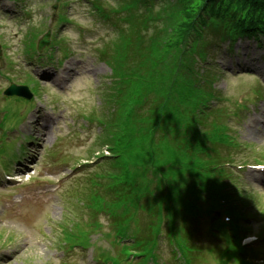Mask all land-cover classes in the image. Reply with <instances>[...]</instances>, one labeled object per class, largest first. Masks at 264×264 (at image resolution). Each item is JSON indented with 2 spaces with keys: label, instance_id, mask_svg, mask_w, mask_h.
Segmentation results:
<instances>
[{
  "label": "rangeland",
  "instance_id": "rangeland-1",
  "mask_svg": "<svg viewBox=\"0 0 264 264\" xmlns=\"http://www.w3.org/2000/svg\"><path fill=\"white\" fill-rule=\"evenodd\" d=\"M24 3L25 6L15 3L13 0H0V42L4 46V50L0 54V92L6 89L12 80L15 83L28 80V82L39 84L40 89L36 91L39 101L31 104V112L24 117L25 122L18 126L14 121H9L8 125L12 126V131H15L14 128L20 129L19 134L15 131L17 136L15 144L13 143L11 146V152L13 149L17 151L23 143L33 147L32 141L37 138L39 144L42 145L34 146L32 151L29 150V153L21 160L19 170L13 169L12 174L25 171L23 175L19 176V182L14 183L10 188L0 186V245L4 241L7 243L0 247L2 249L0 255H8L5 261L0 256V264H97V262L95 263L97 251L94 247L87 249L77 246L72 251L63 253L61 243L65 238L63 228L67 225L66 220L77 209L76 204L71 202V192L79 187L89 173L99 169L92 164L97 159L98 152L103 150L101 144L104 142L101 141L100 145L93 142L96 129L86 128L85 130L81 114L85 112L91 116L92 113L104 120L109 118V122H112V128H109L110 133L121 135L126 132L124 139L117 145L124 144L128 138V132L131 131L129 126H125L123 119L117 121L108 117V102L114 95L111 86L114 79L110 66L99 61L94 51V47L98 43H101L104 38L112 36L113 33L102 19L92 14L93 7L88 4V0H64L66 4L64 9L73 22L62 26L60 31L63 32V37L66 38L69 48L76 51L75 54L67 58L62 65L57 62L62 58V54L59 52L54 54L55 56L51 55V59L48 57L49 53L44 50L34 57L36 60L41 59V56L43 59H50L49 68L46 71L52 74V79L61 75L66 65H73L75 72L66 74L68 81L62 85V80H60V86H55L52 80L41 81L35 76L33 71H38V69L31 70V63L36 64V61L31 62L26 50L30 41L29 32L34 31L35 35L40 34L42 31H39L44 28L48 29L47 25L49 26L50 23H57L59 4L55 0H24ZM56 3L57 10L54 16L52 8ZM121 3V0L106 1V5L115 4V7L119 9ZM123 3L128 4V2ZM144 10L145 8H142V11ZM147 13H154L160 17L156 21L158 38L167 40L160 48L153 44L155 52L152 57H157L168 51L169 57L176 62V58L167 49L168 43L173 42V32H168V27L163 25L162 20L171 22L172 30L177 29L176 18L180 17L182 13L170 17L168 12L162 10L158 2H154L152 7L147 6ZM129 30L128 27L127 31L129 32ZM168 33L172 38L168 39ZM149 35L150 33H146L144 38L146 44L151 43ZM251 41L250 50L242 40L235 46L233 55L224 51L219 56L218 61L227 72L224 73V77L218 82V85L224 93L226 92L227 96L238 98L242 94V97L248 96L250 99L254 96V94L250 95V92L256 91L258 82L259 87H264V39L262 46H258L254 40ZM121 43L113 44L111 47L112 56L115 55L114 64L117 67L115 72L128 68L130 74H138V63L128 59L126 50H122ZM157 48L161 50V53L156 52ZM57 63L59 68H56ZM247 68H251L254 72L253 76L249 75L250 73H243ZM145 72L146 68H143V75ZM129 77L131 84L136 76ZM170 77L171 75L167 76V78ZM148 79H139V81L147 85ZM136 81L138 80L136 79ZM28 82V86L32 87V84ZM172 82L169 80L165 84L168 87L171 84L175 86ZM63 88L67 90L65 91ZM160 88H163L162 85ZM6 100L14 103L13 108L4 106L6 105L4 100L0 103L6 109L9 120L16 116L20 118L21 122L22 118L19 115L23 112L19 104L21 99L11 97ZM223 104L228 105V102L223 101ZM38 109H41L42 114L46 115L48 119L43 121L41 117V128L35 131V124L32 122L39 114ZM261 109H264V100L258 101L247 112L248 116L245 118V122L253 127H246V130L243 131L244 127H240L239 137L242 141L248 140L261 145L259 151H263V153L260 156L264 157V139L255 130V128H259L264 131V112H261ZM225 116V111L220 113V119ZM1 121L2 115L0 116V144L5 142V146L10 148L11 142L7 140L6 133L2 129L8 125H3ZM217 123L218 121L212 122V127ZM220 124L224 125L225 123L221 121ZM241 132L246 139L241 137ZM46 133H48L47 136ZM99 133L97 132V134ZM44 137L45 140H43ZM93 150L95 155H93ZM213 151L215 159H221L224 156V153L219 149H213ZM125 157L127 158V155ZM88 160L91 162L88 163ZM262 160L264 161V159ZM81 163L92 165V167L84 166L82 168ZM1 179L3 180V177ZM236 184L239 186L238 191L242 193L233 198L235 202L240 203L239 201L244 195L245 202L257 213L254 214L256 218H254L253 224L251 223L254 225L251 234L253 236L247 238L254 240L264 225V218H261L259 214L264 211V193L261 192L264 190L258 185L250 170L242 171ZM93 197L94 193L90 189L86 198L91 200ZM5 200L10 205L5 203ZM75 200L79 201L80 199L76 197ZM83 201L86 199L82 198L80 203ZM99 222L103 225V232L111 230L112 226L106 215L99 214ZM245 223L247 222L242 220V224ZM97 237V235L93 236V241H97ZM98 246L110 248L111 243L102 239L98 241ZM160 253L164 259L168 258L169 245L166 241H162ZM203 264H222V261L208 254L207 260Z\"/></svg>",
  "mask_w": 264,
  "mask_h": 264
},
{
  "label": "trees",
  "instance_id": "trees-1",
  "mask_svg": "<svg viewBox=\"0 0 264 264\" xmlns=\"http://www.w3.org/2000/svg\"><path fill=\"white\" fill-rule=\"evenodd\" d=\"M152 1L154 0H130V3H128L129 5L125 6L126 9L122 10H126L128 13H134L137 11L140 4H146L147 2L152 4ZM169 4L174 6L176 10L173 17L175 14L182 13L180 17L176 18L177 29L172 30L171 22L161 19L163 21V25L168 27V32H173V42L168 43L167 49H169V53L176 58V62L169 57L168 51L167 53H162L154 58H151L149 53L144 52L143 66L146 68L145 75L142 73L143 68H139L138 66V75L135 78L138 81H134L127 91L128 96H130V101L135 102V95L137 97L139 93L145 92L148 94L142 95H150L149 100L152 102L150 108L148 109L150 117L148 118V126L150 131L156 129L157 131L163 132L168 128H176L175 123H166L164 117L162 116L164 110L163 105H156V103L160 101L162 102L164 98L165 101H168L169 103L183 101L202 103L201 101H208L211 99L213 91L203 88L198 83V80H191L194 71H196L192 58L196 60L198 56L204 57L207 52L204 47L213 43H208V41L197 42L199 39H203L205 37L206 30H212L215 34L218 33L221 36V40L231 41H235L237 38L244 37L246 35L255 36L256 38L264 35V0H175L174 3L169 1ZM162 9L165 10V6H163ZM138 15L139 18L133 23L132 30L129 33L130 47L134 42L140 44V40L143 37L140 26L145 23L144 18L146 15L145 13H138ZM154 16H157V14L153 13L149 15V17ZM169 33L167 34L168 39L172 38ZM166 41L167 40H161V42H158L157 46L159 48L163 47ZM190 41L196 43L193 44L192 48L188 49ZM190 49L191 51H189ZM131 52L132 51L127 50V55L130 57ZM150 52L153 54L155 51L153 52V50H151ZM156 52L161 53V50L157 48ZM139 55L140 53H133L134 57H139ZM172 66H175V70ZM181 72L187 74L188 81L185 80V82L183 81L184 83H178V86L185 90V92L177 94L173 89L177 86L176 75ZM169 75H171V77L167 78ZM139 79H148L146 82L147 85L140 82ZM171 79H173L172 83L175 84V86L171 84L170 87H168L165 83L169 82ZM160 85H162L163 88H160ZM137 90H139V92ZM179 115L183 116V113L179 111ZM194 134L198 142V147H201V144L203 143V135L201 131L197 129ZM116 140H118V137H115L114 140L112 139V142ZM191 169L207 172V164H203L200 160H198L191 166ZM125 171L126 170H124V172ZM169 180L176 188L178 180L174 177H171ZM151 186L152 185L147 182L140 188H134L131 193H136L133 196L132 201L139 200L142 195L140 192L146 191V205L151 209L158 208L160 210L166 204V198L163 196V185L157 184L156 193L152 192L150 189ZM107 188L112 191L115 196L128 194L124 193V189L120 183H118L117 179H112L107 185ZM95 206L97 208H103L101 198L97 197L95 199Z\"/></svg>",
  "mask_w": 264,
  "mask_h": 264
},
{
  "label": "water",
  "instance_id": "water-1",
  "mask_svg": "<svg viewBox=\"0 0 264 264\" xmlns=\"http://www.w3.org/2000/svg\"><path fill=\"white\" fill-rule=\"evenodd\" d=\"M47 38H48V34H47V35L45 36V38L41 41V45H43L44 43L47 42ZM10 90H14V91L20 93L21 88H16L15 86H12V88H11ZM20 94H22V93H20Z\"/></svg>",
  "mask_w": 264,
  "mask_h": 264
},
{
  "label": "bare ground",
  "instance_id": "bare-ground-1",
  "mask_svg": "<svg viewBox=\"0 0 264 264\" xmlns=\"http://www.w3.org/2000/svg\"><path fill=\"white\" fill-rule=\"evenodd\" d=\"M36 120H39L38 118H36ZM40 126V123L37 121L35 122V131L38 129V127Z\"/></svg>",
  "mask_w": 264,
  "mask_h": 264
}]
</instances>
